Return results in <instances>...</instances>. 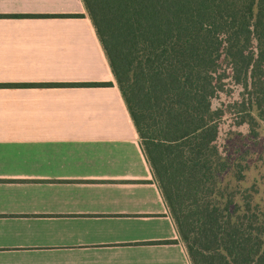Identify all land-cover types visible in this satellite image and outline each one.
<instances>
[{
    "label": "crops",
    "instance_id": "1",
    "mask_svg": "<svg viewBox=\"0 0 264 264\" xmlns=\"http://www.w3.org/2000/svg\"><path fill=\"white\" fill-rule=\"evenodd\" d=\"M0 264H192L82 0H0Z\"/></svg>",
    "mask_w": 264,
    "mask_h": 264
},
{
    "label": "trees",
    "instance_id": "2",
    "mask_svg": "<svg viewBox=\"0 0 264 264\" xmlns=\"http://www.w3.org/2000/svg\"><path fill=\"white\" fill-rule=\"evenodd\" d=\"M82 1L191 263L264 264V0Z\"/></svg>",
    "mask_w": 264,
    "mask_h": 264
},
{
    "label": "rangeland",
    "instance_id": "3",
    "mask_svg": "<svg viewBox=\"0 0 264 264\" xmlns=\"http://www.w3.org/2000/svg\"><path fill=\"white\" fill-rule=\"evenodd\" d=\"M226 128H227V125L226 124H224V127H223V129H225L226 130ZM263 136V135H262ZM260 138H263V137H261L260 136ZM241 142H243V140L241 141ZM246 142H248V140L246 139ZM249 143V142H248ZM251 152H252V156H253V149H251Z\"/></svg>",
    "mask_w": 264,
    "mask_h": 264
}]
</instances>
